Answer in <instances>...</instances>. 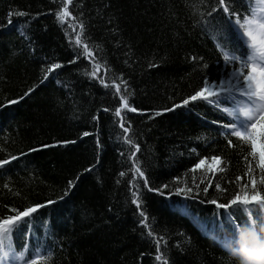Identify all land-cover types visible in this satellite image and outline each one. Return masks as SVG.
Returning <instances> with one entry per match:
<instances>
[{
  "label": "trees",
  "instance_id": "1",
  "mask_svg": "<svg viewBox=\"0 0 264 264\" xmlns=\"http://www.w3.org/2000/svg\"><path fill=\"white\" fill-rule=\"evenodd\" d=\"M65 2L0 0V160L18 157L0 167V218L56 201L13 230L15 251L27 247L32 258L41 249L50 264H163L155 259L161 253L167 264H237L221 243L231 227L227 210L207 201L227 203L245 184L250 190V149L223 127L232 122L226 102L183 105L205 81L239 67L225 64L217 44L248 52L235 16L217 0H71L61 23ZM255 2L226 0L241 20ZM52 64L62 67L49 74ZM213 156L225 172L191 171ZM193 177L195 199L169 195L184 183L194 187ZM162 185L164 195L149 190Z\"/></svg>",
  "mask_w": 264,
  "mask_h": 264
},
{
  "label": "snow or ice",
  "instance_id": "2",
  "mask_svg": "<svg viewBox=\"0 0 264 264\" xmlns=\"http://www.w3.org/2000/svg\"><path fill=\"white\" fill-rule=\"evenodd\" d=\"M71 0H66L64 7L56 13L58 20L64 23L66 18L71 15L68 10V4ZM218 7L223 9L224 13L229 14V17L235 16L233 27L238 34V39L241 40L248 49V52L242 57L236 55V50H225V48L217 44V47L221 50L223 60L225 64L231 65L235 62H240L239 67L235 68L227 78L224 80L208 82L205 81L204 86L194 95L183 101V105H188L191 101L202 100L210 105H214L219 108L221 102H231V107H224L222 109L232 122L223 125L229 130V135L235 137L241 146L247 145L250 149L247 156L244 157L247 164L246 175L249 178V184L244 185L243 195L240 193L235 194L227 203H220L217 199L207 201L208 203L215 205L217 209H225L226 214L229 217L231 227L227 234L221 241L223 248L230 245H235L238 239V230L241 226H248L258 228L264 226V194L258 188L264 186V0H256L254 6H250V13L245 15L243 20L235 12H230V3H226V0H217ZM213 12L217 11V8L212 9ZM23 15V13H19ZM211 15V13H209ZM74 19V18H73ZM81 32L83 31V24L79 25ZM75 30V25H73ZM75 43L82 45L85 53L91 57L93 54L88 48L87 44H82L81 34L77 33ZM62 66L60 64H52L47 69V73L51 74L55 69H59ZM98 70L99 64L95 65ZM96 71L91 73L92 76H96ZM47 78V77H45ZM103 83V81H101ZM123 83V82H122ZM107 86V85H106ZM116 91H120V85H115ZM126 87V84H125ZM32 91V90H30ZM27 95V93H26ZM121 101L123 102L122 108H129L127 97L121 95ZM10 103H17L13 100ZM176 105L175 107H180ZM169 111L171 109H168ZM130 111H137L135 108H130ZM121 109L116 110V115L120 116ZM156 115H160L159 112ZM121 127L124 124L121 123ZM128 129L125 128V132ZM89 135V133H84ZM131 143V140L128 141ZM230 146L232 141H228ZM139 146L137 145V151ZM21 155H24L23 153ZM251 157V159H249ZM18 157L11 156L10 159L0 160V167L9 164L12 160H16ZM255 162V168L253 167ZM223 159L220 156L211 157L209 162L208 158L201 159L199 163L191 170L193 173L198 169H203L207 173L215 175L216 173L225 172V167H222ZM258 169L260 176L259 179L254 175L255 170ZM90 171V169H89ZM136 173L144 179V184L147 186V178L144 177L143 171L139 167L135 169ZM121 175H124L123 173ZM242 178L237 176L236 181L239 182ZM179 182V180H178ZM203 183V181H201ZM194 187L188 186L184 183V186L177 187L174 193L169 195H182L195 199L193 196L195 191L199 192V184L195 183V177H193ZM211 182H209V186ZM7 187V185H5ZM74 187L73 182H69V191ZM218 191H224L219 183L215 185ZM168 188V185H162L160 188L152 189L164 195V189ZM204 194L208 192V187L203 189ZM67 195V191L65 192ZM135 195V194H134ZM63 197H61L62 199ZM56 201L48 200L45 204H36L25 208L23 211L17 209H11L15 215H8L5 218H0V264H50L51 254L45 255L41 249H32V258H28L27 247L24 251L17 253L12 242V232L14 229H18L21 225L28 226L31 223V218L36 214L39 209L48 205L54 204ZM133 203L140 207V199L137 196ZM239 211L242 215L241 219H237L232 210ZM140 215L144 217L141 221L142 224L147 226L148 217L143 211ZM148 235L152 236L153 233L149 231ZM162 239V238H161ZM157 251L159 253L160 239H157ZM155 259L162 261L163 264H167V260L163 254H157Z\"/></svg>",
  "mask_w": 264,
  "mask_h": 264
},
{
  "label": "clouds",
  "instance_id": "3",
  "mask_svg": "<svg viewBox=\"0 0 264 264\" xmlns=\"http://www.w3.org/2000/svg\"><path fill=\"white\" fill-rule=\"evenodd\" d=\"M235 245L225 248L237 264H264V226H241Z\"/></svg>",
  "mask_w": 264,
  "mask_h": 264
},
{
  "label": "rangeland",
  "instance_id": "4",
  "mask_svg": "<svg viewBox=\"0 0 264 264\" xmlns=\"http://www.w3.org/2000/svg\"><path fill=\"white\" fill-rule=\"evenodd\" d=\"M227 78V76H222V78H221V80H224V79H226ZM228 103H230L231 104V102H228ZM231 107V106H230Z\"/></svg>",
  "mask_w": 264,
  "mask_h": 264
}]
</instances>
